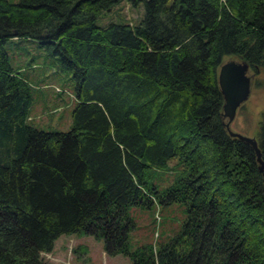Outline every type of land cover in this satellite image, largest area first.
<instances>
[{
	"label": "trees",
	"instance_id": "1",
	"mask_svg": "<svg viewBox=\"0 0 264 264\" xmlns=\"http://www.w3.org/2000/svg\"><path fill=\"white\" fill-rule=\"evenodd\" d=\"M119 1L0 0V264H49L80 232L133 264H264V110L260 171L224 126L217 80L225 56L264 67V0H127L144 5L136 24L98 25ZM16 40L70 79L68 130L32 123L39 80L11 64ZM176 202L177 228L131 249L128 209Z\"/></svg>",
	"mask_w": 264,
	"mask_h": 264
},
{
	"label": "rangeland",
	"instance_id": "2",
	"mask_svg": "<svg viewBox=\"0 0 264 264\" xmlns=\"http://www.w3.org/2000/svg\"><path fill=\"white\" fill-rule=\"evenodd\" d=\"M18 1V0H13ZM144 14V5H131L127 0H120L97 18V24L104 26L110 22H128L136 24ZM13 66H21L25 74L33 81L39 80L38 88L34 90V105L31 111V121L35 125L47 130H68L71 125L70 111L74 103L72 87L67 76L56 70L52 65V56L47 54L44 47L36 41L16 40L6 46ZM38 56V58L36 57ZM230 57L225 56L223 61ZM235 59V58H234ZM37 67L32 68V64ZM251 92L248 99L237 109L230 128L246 136L254 137L259 129V121L264 110V67L254 73ZM176 160L169 161V169L175 166ZM171 171L157 172L153 182L158 190H163L173 180ZM184 205L171 203L163 207L147 209L131 206L128 216L134 222V228L129 231L130 247L152 243L155 246L157 234L161 228L172 233L177 224L184 218ZM155 218V219H154ZM164 222V225H161ZM49 264H133L130 256L121 253L108 254L104 248V241L96 239L85 232L60 235L54 243L50 253L43 254Z\"/></svg>",
	"mask_w": 264,
	"mask_h": 264
},
{
	"label": "water",
	"instance_id": "3",
	"mask_svg": "<svg viewBox=\"0 0 264 264\" xmlns=\"http://www.w3.org/2000/svg\"><path fill=\"white\" fill-rule=\"evenodd\" d=\"M217 80L223 96L222 117L228 134L252 146L258 168L263 171V161L255 137L243 135L230 128L238 107L248 99L251 92L253 75L249 73V65L243 60L229 58L219 66Z\"/></svg>",
	"mask_w": 264,
	"mask_h": 264
},
{
	"label": "flooded vegetation",
	"instance_id": "4",
	"mask_svg": "<svg viewBox=\"0 0 264 264\" xmlns=\"http://www.w3.org/2000/svg\"><path fill=\"white\" fill-rule=\"evenodd\" d=\"M250 70H251V69H249V72H250ZM257 71H258V69H257ZM254 73H255V72H254Z\"/></svg>",
	"mask_w": 264,
	"mask_h": 264
}]
</instances>
